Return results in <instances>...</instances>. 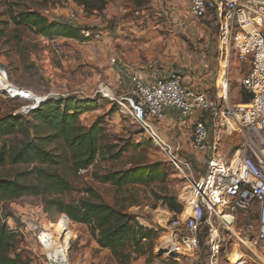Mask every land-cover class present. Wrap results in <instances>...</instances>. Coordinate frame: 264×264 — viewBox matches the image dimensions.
I'll return each instance as SVG.
<instances>
[{
    "label": "rangeland",
    "instance_id": "374dc122",
    "mask_svg": "<svg viewBox=\"0 0 264 264\" xmlns=\"http://www.w3.org/2000/svg\"><path fill=\"white\" fill-rule=\"evenodd\" d=\"M105 1L101 11L85 12L73 0H0V67L6 74L0 75V118L8 114L31 118L27 112L29 102L14 95L15 91L8 84L47 98L71 97L74 102L89 100L92 109L79 116L81 124L89 126L99 122L106 133V142L117 144L116 150L121 149L122 153L114 160L99 157L77 172L68 163L59 168L74 188L63 198H88L123 206L141 224L158 228L162 233L175 214L159 197L173 196L182 206L180 212H184L189 184L167 153L145 130L119 112L116 104L100 93V88L120 96L127 92L134 72H141L148 78L152 74L155 77L177 71L186 86L212 92L217 80V32L211 22L191 15L185 0H147L141 6L127 0ZM26 10L88 30L90 36L83 35L86 40L43 37L31 28L14 23L13 17ZM71 14L73 16L69 17ZM246 70V64L232 59L230 104H245L242 98L248 94L239 81ZM153 125L164 137L167 152L191 163V170L187 171L193 178L205 172L206 153L193 149L191 129L179 124L177 114L168 120L164 117L153 121ZM243 137V130L237 128L229 135H222L217 153L228 158L240 146ZM177 143L180 149L176 153ZM155 162L166 167L167 177L163 182L128 185L117 190L98 179L108 171ZM26 169V165L6 164L0 167V178H15ZM86 188L93 189L96 197L89 196ZM3 210L9 214L6 223L18 235L10 254H18L20 264H46L39 236L58 219V225L63 224L72 238L69 264H116L108 250L98 249L86 225L67 220L54 210L44 211L39 197L25 196L7 201ZM246 219L238 217L237 231L249 237L242 229ZM202 227L205 230L206 224ZM160 236L154 242V253L160 257L150 264H205L203 247L181 253V256H170L160 251ZM225 243L226 250L244 252L243 245L231 233L226 235ZM132 264L145 263L140 258ZM245 264L258 263L249 258Z\"/></svg>",
    "mask_w": 264,
    "mask_h": 264
},
{
    "label": "built area",
    "instance_id": "2783aa9c",
    "mask_svg": "<svg viewBox=\"0 0 264 264\" xmlns=\"http://www.w3.org/2000/svg\"><path fill=\"white\" fill-rule=\"evenodd\" d=\"M185 1L191 15L211 22L216 28L214 90L208 92L186 86L179 72L169 71L148 78L134 72L125 94H108L105 88H100V93L148 133L189 184L190 210L187 214L182 211L174 215L161 233L159 249L177 257L183 254L171 253L180 250L190 253L201 246L206 250L205 264H245L249 258L264 264V0ZM81 33L90 36L88 30ZM232 59L247 65L239 81L250 97L245 104H230ZM13 93L29 102L28 113L38 110L48 99L25 89ZM167 109L175 110L179 124L191 129L193 149L206 153L205 172L197 178L188 172L191 163L167 152V146L152 133L150 123L163 119ZM229 122L243 130L244 137L240 146L226 158L217 153V148L222 135L234 131ZM179 149L177 143L175 152ZM239 216L247 217L242 229L250 235L238 233L244 252L226 250V235H233V229L237 231ZM58 223L59 219L54 225ZM54 225L39 236L44 261L69 264L72 238L66 237L63 224Z\"/></svg>",
    "mask_w": 264,
    "mask_h": 264
},
{
    "label": "trees",
    "instance_id": "16d2710c",
    "mask_svg": "<svg viewBox=\"0 0 264 264\" xmlns=\"http://www.w3.org/2000/svg\"><path fill=\"white\" fill-rule=\"evenodd\" d=\"M73 1L85 12L101 11L106 2ZM127 1L136 6L147 2ZM13 21L50 39H87L80 34L79 28L56 19L49 20L32 10L17 13ZM249 98V95L242 98V102L248 103ZM87 101L49 97L38 110L29 112L30 119L20 114L0 118V167L6 164L27 166L15 178H0V264H20V256L10 254L16 246L18 235L5 221L9 214L4 212L3 204L25 196L39 197L44 211L54 210L67 220L86 225L98 249L108 250L116 264H132L140 258L145 264H150L160 257L154 253V242L161 230L141 224L123 206L88 198H63L74 188L59 168L68 163L77 172L92 165L99 157L114 160L122 153L121 149L116 150L117 144L106 142V133L99 122L89 126L81 124L79 116L92 109ZM166 177V167L155 162L108 171L98 179L119 190L128 185L163 182ZM85 191L89 196L96 197L93 189L86 188ZM159 199L174 214L182 209L173 196L164 194Z\"/></svg>",
    "mask_w": 264,
    "mask_h": 264
},
{
    "label": "bare ground",
    "instance_id": "6f19581e",
    "mask_svg": "<svg viewBox=\"0 0 264 264\" xmlns=\"http://www.w3.org/2000/svg\"><path fill=\"white\" fill-rule=\"evenodd\" d=\"M8 87H9L12 91H17V89H15V88H14L12 85H10V84H8ZM104 91L108 93L107 90H104ZM108 94H109V93H108ZM229 124H232V123L229 122ZM150 126H151V128H152V133H153L154 135H156V136L158 137V140L164 145V144H165V139H164V137H162V135L159 133L158 129H156L155 127H153V126H154L153 124L150 123ZM229 126H230V125H229ZM230 128H232L233 130L236 129L235 125H234V127L231 125ZM189 189H190V188H189ZM189 210H190V195H189V192H188V194H187V198H186V209H185L184 213L187 214V213L189 212ZM56 226H61V225H56ZM65 228H66V227H65ZM69 235H70V234H69ZM238 235H239L238 232H237L235 229H233V236H236V237H237ZM66 237H67V238H70V237L68 236V232H67V230H66ZM180 251H182V252H180V254L186 252V251H184V250H180ZM187 253H188V252H187Z\"/></svg>",
    "mask_w": 264,
    "mask_h": 264
},
{
    "label": "crops",
    "instance_id": "0c3cea01",
    "mask_svg": "<svg viewBox=\"0 0 264 264\" xmlns=\"http://www.w3.org/2000/svg\"><path fill=\"white\" fill-rule=\"evenodd\" d=\"M152 76H153V74H152ZM154 77V76H153ZM190 87H192V88H198V87H193V86H190ZM200 89V88H199ZM177 113L176 112H174L172 109H167L166 110V113H165V117H166V120H168L169 118H171V116H173V115H176ZM178 115V114H177ZM163 137V136H162Z\"/></svg>",
    "mask_w": 264,
    "mask_h": 264
},
{
    "label": "water",
    "instance_id": "95a60500",
    "mask_svg": "<svg viewBox=\"0 0 264 264\" xmlns=\"http://www.w3.org/2000/svg\"><path fill=\"white\" fill-rule=\"evenodd\" d=\"M0 71L6 76L5 71H4L3 68L0 67ZM160 251H161L162 253H165V251H163V250H160ZM180 252H182V251H179V252H173V253H171V255H173V254H175V253H180Z\"/></svg>",
    "mask_w": 264,
    "mask_h": 264
}]
</instances>
